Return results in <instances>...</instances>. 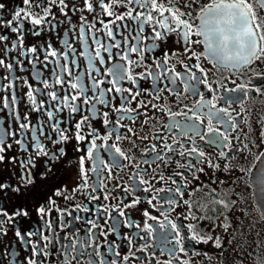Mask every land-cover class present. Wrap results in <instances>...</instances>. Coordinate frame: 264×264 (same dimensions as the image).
Segmentation results:
<instances>
[{"label":"flooded vegetation","instance_id":"obj_1","mask_svg":"<svg viewBox=\"0 0 264 264\" xmlns=\"http://www.w3.org/2000/svg\"><path fill=\"white\" fill-rule=\"evenodd\" d=\"M90 2L92 12L87 10L83 0H65L68 7L61 12L58 0L56 4L51 0H32L30 5H25L23 0H0L4 5L0 8V35L8 37L0 41V59L4 61L0 65V141H3L0 147L5 149L0 153L4 156L0 161V184L5 185L0 188V211L12 217L9 220L0 215V264H28L30 259L37 264H89V261L92 264H112L113 261L115 264H226L238 242L244 246L243 242L248 243L245 239L248 235H253V245L248 252L241 253L240 264H264V218L255 205L251 183L252 172L264 154V60H257L239 71H229L222 66L214 67L204 56L198 61L194 57L190 59V54L184 52L183 39L176 33L167 34L164 41L154 40V25L143 23V17L134 19L137 12L146 17L150 6L141 8L119 0L112 11L124 18L116 20L115 15L102 14L99 0ZM104 2L110 4L112 0ZM250 2L256 7V0ZM210 3L212 0H174L176 8L191 14L183 18L193 25L199 23L200 10ZM46 8L50 14L44 24L34 26L31 19L23 15L13 21L18 10L24 9L35 16L43 15ZM129 11L131 17L127 15ZM152 14L157 16L155 12ZM257 15L264 18V10L257 8ZM81 16L85 17L84 39L92 56L91 63L81 55L85 51L80 40ZM7 21H13L12 25L6 26ZM104 23L113 31L112 37L108 36ZM17 25L22 28L23 46L13 48L21 35L11 31V27ZM156 30L160 29L156 27ZM94 39L103 46L99 49L103 63L96 56ZM117 44L119 47L115 46ZM49 45L58 55L45 59ZM68 45L74 51H70ZM130 45L144 49L143 60L138 53L128 54V59L135 62L131 65L135 84L125 78L118 84L122 91L117 92L108 70L116 65L129 67L121 56ZM30 47L36 52H26ZM191 47L197 54L205 51L203 44ZM21 51L26 54L21 55ZM164 52L171 57L166 65L163 64ZM174 52L178 55L172 56ZM154 61L162 66L157 67ZM197 63L205 69L211 91L198 83L197 92L193 94L185 91L180 80L170 83L168 69L174 67V71L183 76L185 64L191 67ZM9 64L11 69L7 67ZM62 67L66 70L62 71ZM192 72L204 78L196 68H192ZM139 73H154L159 79L154 80L152 76L141 79ZM44 81L49 87H44ZM73 83L78 84L76 89L71 87ZM241 84L246 86L247 96L240 90L231 91ZM30 90L35 106L27 95ZM49 92H55L57 98L53 100ZM101 92L104 93L103 103L99 102ZM136 92L140 95L133 99L132 94ZM201 95L205 101L215 104L213 111L226 109L237 127L218 123L217 117H212L209 124V108L194 107ZM73 96L76 100H72ZM154 96L158 98L153 99ZM72 106L78 110L72 112ZM121 108L133 111H116ZM49 111L53 113L51 120L47 115ZM169 111L182 113L174 119L195 127L186 134H181L177 128L169 129L166 127L172 122ZM218 116L228 120L222 112ZM84 117H88L81 125L85 140L78 142L75 125ZM57 122L60 129L67 130L69 138L65 141H59L58 133L53 131L52 125ZM21 123L28 124L29 128L22 130ZM209 127L216 132L210 133ZM93 129L97 133L96 144L100 146L98 160L87 158L92 140L89 133ZM109 132L112 135L107 141L101 139ZM220 132L228 133V147H224L223 140L210 142ZM34 135L47 155L37 154ZM117 135L121 137L119 140ZM112 144H116L124 156H116L115 149L109 150ZM192 148L205 155H189ZM181 152L185 154L181 156ZM81 157H85L87 188L80 187L84 183ZM93 168L97 171L93 172ZM145 188L149 190L144 191ZM177 188L181 193L176 192ZM57 191L62 195L57 196ZM166 198L174 203L169 204ZM137 199L139 203L134 207H125ZM213 199L223 200L228 207L213 203ZM189 205L191 214L204 219H185L190 214ZM41 207L46 209L44 214L38 211ZM84 208L87 211L82 210ZM121 210L124 215L120 214ZM17 212L27 215H16ZM145 212L149 215L145 216ZM168 221L183 225L181 235L184 237L191 235L187 225L195 224L201 235L220 237L222 247L216 248L213 241L196 244L184 240L186 250L180 252ZM146 223L151 226L150 233L144 228ZM225 223L229 225L227 231L223 227ZM256 223L262 224L258 231ZM17 230L22 238L16 236ZM29 232L39 235L29 236ZM45 236L48 241L44 240ZM74 242L78 245L76 250L68 247ZM33 244L40 249L35 255ZM168 249H175L174 255H170Z\"/></svg>","mask_w":264,"mask_h":264},{"label":"snow or ice","instance_id":"obj_2","mask_svg":"<svg viewBox=\"0 0 264 264\" xmlns=\"http://www.w3.org/2000/svg\"><path fill=\"white\" fill-rule=\"evenodd\" d=\"M119 0H112V3L106 4L104 0H99V7L102 9V14H107L108 16H113L115 15L114 12L112 11L113 5L118 3ZM129 4H137L141 8L149 7L150 6V11L148 12L147 16L144 17V13L137 12L136 16L134 19H143V23L147 24H153L154 28V40L158 41H164L166 39V35L169 33H176L178 36H180L184 43V52L189 53V58H195L197 61L200 59L201 56H204L205 59L209 61V63H212L213 66H222L225 69L229 71H239L243 67H247L252 65L255 61L257 60H264V18H261L260 16L257 15V8L260 10H264V0H256V7L253 6V3L250 2V0H212V3L208 4L206 7L202 8L200 10V13L197 16V19L199 20V23L196 25H193L192 23L189 22V20L184 19L183 17L185 15H191L190 13H184L181 12L179 8H176L174 6V0H127ZM23 3L25 5H30L32 3V0H23ZM52 4H56L57 0H51ZM60 7V11L64 12L65 8H67V4H65V0H58ZM84 6L87 8L89 12L93 11V4L90 2V0H83ZM4 5L0 4V8H3ZM75 6L73 7V11H75ZM153 12L157 13V16H153ZM167 13V14H166ZM50 14L49 9L44 10L43 15H33L31 12L24 11V9L18 10L15 12L13 16V21L21 18L22 15L23 17H29L31 19L32 25H41L46 23V17ZM129 17L132 16L131 11L127 13ZM124 17L122 15H115L116 20L123 19ZM82 21V25L80 28V40L81 43L85 47V51L81 53V55L86 56L88 59L89 63H91L92 56L88 53V46L87 42L84 39L85 34H86V29L84 26V21L85 17L81 16L80 17ZM13 21H7L5 22L6 26H11ZM115 21H113L114 23ZM103 23V21H101ZM156 27H158L160 30H156ZM104 28L107 30V34L109 37L113 36V31L108 28V24L104 23ZM92 29H95V25H92ZM92 29H89L88 31H91ZM143 27H141L140 31L143 32ZM11 31L13 33H21L17 37L16 43H13L12 47L16 48L18 45L23 46V37H22V28L17 25L11 27ZM34 34L39 35V32H35ZM193 37H202V39H193ZM8 37L6 35H0V41H6ZM94 43L97 44V51H96V56L100 57V51L99 49L103 47L98 40L94 39ZM197 44H203L205 51L204 53L197 54L195 51L192 50V45H197ZM116 47H119V45H115ZM127 47V52L125 55L121 56L122 60H127L129 67L124 68L121 65H116L114 66L113 69H109L108 71L112 74L113 76V88L117 92L122 91L119 87L118 84L121 80L127 78L129 81H131L133 84H135V79L132 74V69L131 65L135 62L131 61L128 59V54L129 53H138L140 54L141 61L143 60V52L144 49L139 48L137 45H130L126 46ZM68 48L70 51H74V49L71 48V45H68ZM105 51H108V48H104ZM26 52L28 53H35L36 49L34 47H30L26 49ZM21 55H25V51H21ZM57 52L52 49L51 45L48 46V49L45 52V59H47L48 56L51 57H57ZM177 53H172V56H177ZM111 58V56L109 57ZM65 59L67 60V56H65ZM171 57L169 56L168 52H164V60L163 64H168L169 60ZM101 63H103V58L100 57ZM72 63H75V60L72 61ZM154 63H157V67H161L162 65L159 62L154 61ZM183 63V61H181ZM4 61L0 59V65H3ZM9 69H11L12 65H7ZM185 68V74L182 76L180 73H177L174 71V67L172 69H168V72L171 74L170 78V83L175 84L177 80H180L184 85H185V91H191L193 94H196L197 89L195 87L196 84L198 83H203L206 87L209 88V91H211V86L208 84L207 81V73L205 69H203L199 63L192 65L191 67L187 64L184 65ZM192 68H196L202 75L203 79L201 76L196 75V73L192 72ZM66 70L64 67L61 69ZM141 79L147 78V76H152L154 80L159 79V76H157L154 73H139L137 74ZM79 80V77L77 78ZM60 82V78L57 77V83ZM27 83V81H25ZM44 87L47 88L49 87L47 81H44ZM71 87L73 89H76L78 87L77 83L71 84ZM243 91L244 95L247 96L248 92L246 89V86L241 84L237 85V88L231 89V91ZM108 91H112V89H108ZM123 91H130L128 89H124ZM159 91V90H158ZM174 91V90H173ZM152 95L151 93H149ZM28 97L29 100L33 103V105H36V100L35 97L33 96L32 91L30 90L28 92ZM48 95L55 100L57 98L55 92H49ZM104 93L101 92L100 94V99L99 102L103 103V97ZM140 95L139 92L133 93L132 98L135 99L136 96ZM76 96L72 97V100H76ZM158 97H153V99H156ZM216 99V97H213V100ZM65 102H67L68 97L65 96L64 98ZM86 104L88 103V99L86 98L84 101ZM13 103H15V100H13ZM143 103V102H142ZM210 106V107H209ZM40 107H43V104L41 103ZM155 107V105H153ZM195 108L203 109V108H209V111L207 113L209 117V124H211V118L212 117H217V122L218 123H228L231 128L237 127L234 121H232V118L229 116L228 111L226 109H217L216 111H213L215 108V104L209 100L205 101L203 95H201L200 100L197 102L196 105H194ZM60 109H58L59 111ZM78 109L75 106L71 107L72 112H76ZM164 109H161L163 111ZM117 112H130L133 111V109H127V108H121V109H116ZM224 113V116L228 117V120H222L219 116L218 113ZM182 113H173L169 111V115L172 118V122L166 127L169 129L172 128H177L181 130V134H186L187 131L192 130L195 125L192 124H186L182 121H176L174 119L175 116L181 115ZM49 119H53V113L48 112L47 113ZM105 117H107V113L104 114ZM183 115L186 116V113ZM27 119V117H25ZM88 117H84L83 120L80 122L76 123L75 129H76V135L75 139L79 141L85 140V136L81 134V125L84 123L85 120H87ZM120 120L124 119V116L121 115L119 117ZM190 119V118H187ZM108 121L105 120V124L107 125ZM119 123V120L117 121ZM20 128L22 130H27L29 128L28 124L21 123ZM53 131L57 132L59 135V141H65L69 137L66 135L67 130H62L58 126V122L54 123L52 125ZM131 131V129H129ZM208 131L210 133H215L216 129H213L209 127ZM43 134V133H42ZM13 136H15V133H12ZM89 135L92 136V140L89 143V146L87 148V158L88 159H99L97 155V149L100 147L99 145L96 144V139H97V133L93 129ZM112 135L111 132H109L108 135L102 137L104 141H107L110 136ZM121 137L119 135L116 136V139L119 140ZM203 138V137H202ZM33 140L35 141V148L37 150V154H44L47 155L48 153L44 149V146L39 142V140L36 138V136H33ZM220 140L225 141L226 143L224 144V147L229 146V135L227 132H220L218 134V137H213L211 139V143H218ZM58 142V141H57ZM0 143H3V141H0ZM17 144L20 143L19 140L16 141ZM11 147V145H9ZM109 150L115 149V155L116 156H124V153L121 151V149L116 145L112 144L108 146ZM5 149L3 147H0V153H3ZM61 153H63V149L60 150ZM153 151H155V146H153ZM192 153H197L198 156L203 157L205 153L203 151H197L196 148H192L191 151L189 152V155ZM185 153L181 152L180 155L183 156ZM225 154L222 152L221 156H224ZM55 158V157H53ZM159 159H163V157H158ZM4 160V156L0 155V161ZM84 160L85 157H81L80 159V167H81V178L84 181V183L80 186L82 188H87L88 187V177L87 173L84 169ZM30 163V161H29ZM102 163V162H101ZM116 166H119L118 163ZM105 167H108V165H105ZM191 167V165H189ZM216 167H219L218 165ZM93 172L97 171L96 168L92 169ZM202 171V169L200 170ZM141 183H146V181L141 180ZM188 182L185 181V184ZM5 187V185L0 184V188ZM95 190V189H93ZM148 188H145L144 191H148ZM125 191H128V189H125ZM177 193H181V189L177 188L176 189ZM56 195H62L60 191L56 192ZM69 196H65V199H68ZM105 199H108L107 196L104 197ZM92 199H96V197H92ZM167 202L169 204L174 203V201L171 198H166ZM215 204H221L223 205L224 208H227L228 205L225 203L223 200H215L213 199L212 201ZM50 203L54 204V201H50ZM136 203H139V199L134 200L132 204L125 205V207H134ZM151 203V201H149ZM80 205H77V208H80ZM190 209V214L189 216H186L185 219H204V217H196L195 215L191 214V205H189ZM84 211H87L86 208L82 209ZM39 213L44 214L46 209L44 207H41L38 209ZM121 215H124L123 211L121 210ZM164 215V213H161ZM0 215L8 217L9 220L12 219L11 216L8 215L7 212L5 211H0ZM16 215H27L26 212L21 213L17 212ZM145 216H148L149 214L147 212L144 213ZM151 219H155V217H150ZM168 217L165 216V220H167ZM225 220H227V217H225ZM171 224V231L175 233L174 236V241L175 244L180 245L179 251L180 252H185L186 246L184 245V240H188L190 242H195L196 244H208L209 241L214 242V246L216 248H221L222 243L220 237H215L213 238L212 235H201L196 229L197 226L195 224H189L187 225V228L189 232L191 233L190 236H182L181 235V230L183 228V225H177L175 223H172L171 221H168ZM93 224V227L96 226L95 222H91ZM163 228L164 226L161 225ZM225 231L228 230L229 225L225 223L223 225ZM144 228L146 230L151 231V226L148 225L147 223L144 225ZM27 235L33 236V235H39V233L36 232H29ZM17 237L22 238V234L19 230L16 232ZM45 241H48L49 238L47 236L44 237ZM131 243V241H130ZM47 247V245H45ZM72 250H76L78 248L77 243H71L68 246ZM40 251L38 246L36 244H33V254H37ZM168 252L170 255H174L175 249H168ZM119 255V253H117ZM125 260L128 259L127 256L124 257ZM28 264H37L36 260L30 259L28 261ZM89 264H92V261H89ZM112 264H115V261L112 262ZM171 264V262H169ZM187 264V262H185Z\"/></svg>","mask_w":264,"mask_h":264},{"label":"water","instance_id":"obj_3","mask_svg":"<svg viewBox=\"0 0 264 264\" xmlns=\"http://www.w3.org/2000/svg\"><path fill=\"white\" fill-rule=\"evenodd\" d=\"M251 183L255 205L264 218V154L252 172Z\"/></svg>","mask_w":264,"mask_h":264},{"label":"rangeland","instance_id":"obj_4","mask_svg":"<svg viewBox=\"0 0 264 264\" xmlns=\"http://www.w3.org/2000/svg\"><path fill=\"white\" fill-rule=\"evenodd\" d=\"M255 227H256V230L258 231L262 228V224L256 223ZM236 233H237V231H236ZM245 239L248 243L243 242L245 244V246H244L241 244V242H238V244L236 245L234 250L231 251L228 259L226 260V264H240L241 263V253L244 254V253L248 252L250 250V248L252 247L253 241H254L253 235H248V237L246 236ZM247 248H248V250H247Z\"/></svg>","mask_w":264,"mask_h":264}]
</instances>
